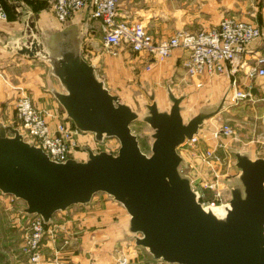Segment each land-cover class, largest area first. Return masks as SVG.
Returning <instances> with one entry per match:
<instances>
[{
    "label": "water",
    "instance_id": "water-1",
    "mask_svg": "<svg viewBox=\"0 0 264 264\" xmlns=\"http://www.w3.org/2000/svg\"><path fill=\"white\" fill-rule=\"evenodd\" d=\"M18 15L23 29L0 42L7 56L38 60L49 66L62 92L49 93L73 128L97 143L118 141L117 154L82 147L85 161L56 162L17 128L0 122V194L21 201L19 213L38 216L44 225L73 206L87 205L105 194L128 215L126 238L166 264H264V158L231 151L238 175L226 181L231 199L215 216L197 201L189 164L178 153L199 135L204 122L224 111L231 87L213 106L188 120L182 116L186 96H175L166 84L168 111L158 107L155 92L139 87L150 104L139 115L106 88L95 65L83 57L82 40L88 11L50 33L36 36L47 24L35 25L27 10ZM44 29V30H43ZM141 121L152 131L150 155L141 152L130 126Z\"/></svg>",
    "mask_w": 264,
    "mask_h": 264
},
{
    "label": "rangeland",
    "instance_id": "rangeland-1",
    "mask_svg": "<svg viewBox=\"0 0 264 264\" xmlns=\"http://www.w3.org/2000/svg\"><path fill=\"white\" fill-rule=\"evenodd\" d=\"M16 0H3V5H7L10 9L13 8V4L15 5ZM18 1V0H17ZM20 2H17L18 6L16 8L18 11L23 12L25 9L29 7V9H33L37 11L36 18L39 17L41 21L48 25V27L45 28L44 32H39L37 34V38L40 41H45V38H48L50 33H52L55 30H61L65 27V24H60L50 7L47 6L44 2L41 0H19ZM24 2V5L21 4V2ZM218 4L217 12L216 13H210L209 10L211 8V4L214 5V2ZM201 0L199 3L197 0H187L186 5H188L190 8L186 11V14L188 16H196L193 20L197 22L199 18L201 19H209V17H215L214 24H218L222 18L229 15L232 16L233 14H230L231 12H226L227 5H225L227 2L230 3V0ZM238 2L246 3L243 5H246V11L249 12L250 10H253V7H257L260 5L258 0H237ZM121 0L118 1V6L120 4ZM171 2V4H170ZM179 0H147L142 2V5L144 8H149L148 12L145 13V15H135L138 21L139 19H145L147 24H151L153 27H161L164 26L167 27L168 22H172L170 19L173 15L168 14L165 9V5L167 6V3L169 5L174 4L176 8L179 6L178 3ZM31 3V4H30ZM42 5L43 8H41ZM236 4V3H234ZM214 7H212L213 9ZM231 8V7H230ZM248 8V9H247ZM41 9V10H40ZM215 9V8H214ZM232 9V8H231ZM230 9V10H231ZM13 10V9H12ZM28 10V9H27ZM40 10V11H39ZM233 10V9H232ZM29 11V10H28ZM209 12V13H204ZM31 18H34V13H29ZM128 16V15H127ZM185 16V15H183ZM124 21H133L132 19H122ZM139 22V21H138ZM145 24V23H144ZM84 28V27H83ZM203 26L201 23H194L191 26H183L179 28V30H186V31H196L202 29ZM169 29V27L167 28ZM83 40H82V49H83V55L85 60L96 66L97 68V74L99 78L105 83L106 87L109 89V91L112 93V95L117 96L120 101L126 105H128L133 111L138 113L140 116L144 114L146 111L144 108L145 104H150V101L148 100L147 96L141 91L138 86H142L144 88H148L149 90L151 88L157 89V92L155 94V98L157 103L159 104L160 109H167L168 103L166 100V94H165V88L164 86L157 85L152 86L151 83L148 81L149 71L146 70L144 67H140L139 65H131L128 63L129 57L123 56V51L126 50H114L117 52L115 55L113 54V51L109 48H106L103 44V39L99 33L91 34V36H85V31ZM48 35V37H47ZM88 38L87 41H85V38ZM185 83V82H184ZM187 84H190V82H187ZM183 85V84H182ZM181 86L180 88L175 87L173 88L175 91V96H180L181 94H185L188 96V99L184 102V104H195V106H189L188 111L194 112L192 114H195L198 110L199 104H205L209 102L210 99H208L209 92H206V90H197L198 88L194 85L193 87L186 88ZM224 89V88H223ZM223 89H216L213 91L210 95L211 102L215 103L218 99V97L221 95V93L224 92ZM147 90V89H146ZM147 90L148 92H150ZM185 90V91H184ZM219 90L221 92H219ZM206 94V95H205ZM28 98H31L30 95H25ZM56 108H58L57 113L58 116H61V112L63 111L62 108L56 104ZM61 111V112H60ZM56 113V114H57ZM60 113V114H59ZM63 113V112H62ZM190 114L188 112L184 113V117H188ZM218 120V122H217ZM64 122L68 123V126L73 128V125L68 121L64 119ZM218 124H223L225 126H229L232 133L228 137H222L218 141V146H221L217 149L219 152V156L223 160V167L222 169H225L226 167H229L228 174L230 175L229 178H220V182L224 185V188H228L226 181L228 179H232L236 176L234 174H237L238 170L234 168L233 164L235 162L234 157L231 155L230 150L232 151H242V152H249L252 157H262L264 156V126L262 125V121L258 120L257 117L251 113V111L243 110L241 112H232V113H222L219 115H216L215 117H212L210 119H207L203 128L200 130L201 139L198 144L194 146V150L198 155L202 153L208 146H210V142L208 138H210V130L213 129L214 126ZM19 127V124L15 125V128ZM18 129V128H17ZM131 132L133 135L136 136L138 140V144L140 147V150L142 153L146 155H150V147L152 144L151 134L152 131L149 129V127L142 123L141 121H136L130 126ZM78 142H79V149H77L73 156L75 158L73 159H81L86 160L87 155L84 151H82V147H87L93 151L97 152H106L110 154H117V150L119 148L118 141L111 139V140H105L102 143H97L94 140V136L91 134H82L77 136ZM213 146V145H212ZM185 147V146H184ZM186 148H183L181 152L184 153L183 157L187 161H191L193 165H196V162L194 163L192 156L190 154L185 153ZM217 152V153H218ZM198 161V160H196ZM224 162L226 165H224ZM191 163V164H192ZM232 166V167H231ZM201 168V167H200ZM195 169V168H194ZM192 171V173L195 175L197 172L196 170ZM221 169V170H222ZM198 170V169H197ZM202 174L206 176V173H204V170L201 168ZM188 172V171H187ZM234 172V173H231ZM227 171L223 172L221 171V175L226 174ZM199 173L198 178L202 175ZM232 174V175H231ZM190 175V174H189ZM191 176V175H190ZM222 188L223 190H225ZM229 189V188H228ZM212 198L211 194L208 192H204V202L210 201ZM110 202V203H108ZM24 206V204L21 201L15 200L12 197L3 196L0 194V264H52L55 262V259H59L60 255L55 253V247L59 248L57 252H63L66 247H76L77 250L74 253H81V250H85L82 245V238L83 236L89 234H95L99 231L104 234L106 233V230H108L111 235H105L104 237H100L102 240L100 243L102 244H109L110 246H107L106 248V254L116 253V251L125 252L126 254L134 255V259L130 262V264H166L160 260L153 259L148 252L141 248V247H132L129 246L131 244H134L132 240H127L126 238V226H127V219L128 215L124 208L114 201L110 200L107 195L105 194H96L93 197L92 202L89 206H77L72 207L70 211L65 213L63 218V223H67V221H70L69 224L67 223L68 227H61L60 229L55 228L54 224L45 225V233L43 234L42 240L40 242L39 249L36 251H32L30 254L27 252V247L25 245L26 243V237L30 232V222L35 219L36 216H26L19 213L20 209ZM116 208L118 210V215H121V218L116 215V219L113 220V222L106 221L105 226L101 227L98 226L97 223H90L88 220L87 213L91 210L102 212L103 210H106V208ZM207 208H210L211 211L216 216H223L224 211L220 206H207ZM110 209V210H111ZM58 214V213H57ZM108 217V216H107ZM58 218V217H57ZM62 220V219H60ZM120 222L122 223L121 229L122 233L119 237L117 231L114 230V224L117 226V224ZM54 228V231L51 233L48 231V229ZM105 229V230H103ZM99 230V231H98ZM68 231V233H67ZM95 231V232H94ZM98 231V232H97ZM114 237L116 241V245H114ZM64 241L68 242L66 243V246L62 249V245ZM81 244V245H80ZM115 248V249H114ZM130 248V249H129ZM110 250V251H109ZM115 250V251H114ZM136 251L135 254H132L133 251ZM34 252H36L35 258H37V261H32ZM39 255V257L37 256ZM66 258V257H64ZM61 258V259H64ZM72 264H79V262H71Z\"/></svg>",
    "mask_w": 264,
    "mask_h": 264
},
{
    "label": "built area",
    "instance_id": "built-area-1",
    "mask_svg": "<svg viewBox=\"0 0 264 264\" xmlns=\"http://www.w3.org/2000/svg\"><path fill=\"white\" fill-rule=\"evenodd\" d=\"M54 13L56 20L60 24H65L74 20L79 15L88 11L87 20L84 22L85 36L93 34L92 20L99 22V30L102 35L103 44L106 48L114 50H128L133 54H144L147 59L164 60L169 58L174 51L182 53L181 65L186 76L196 82V87L202 86V78L226 74L227 64H232L238 57L245 58V62L252 61L246 73L249 79L257 77L264 78V26L241 21L234 16L224 17L219 24L209 28H202L196 31L178 30L169 38L164 40L154 39L146 30L144 22H128L118 19L119 0H41ZM16 13L18 9L14 7ZM7 20V13L0 2V21ZM87 37L85 41H87ZM118 54V53H117ZM149 71V66L146 67ZM232 97L236 103L243 100H252L250 92H243L236 88V82L231 84ZM16 116L18 119L19 132L26 141H32L37 147L56 162H65L75 158L74 152L79 149L77 136L80 132L68 126L58 116L54 115V122L48 119L46 113L40 111L30 98L20 97L15 104ZM218 122V120H217ZM232 133L229 126L218 124L210 130V146L200 155L194 150V146L199 143L201 134L191 140L186 141L179 147L178 153L186 148L185 153L190 154L194 163L184 160L189 164V171L181 169V173L190 179L192 190L197 194V201L202 207L221 206L231 199V192L220 182L223 160L217 153L218 141L222 137H228ZM205 140V139H203ZM207 141V140H205ZM208 142V141H207ZM213 145V146H212ZM185 146V147H184ZM198 160V161H196ZM192 163V164H191ZM206 173L202 174L201 168ZM195 168V169H194ZM196 170L195 175L192 171ZM198 169V170H197ZM202 174L199 178L198 175ZM191 176H190V175ZM224 188L225 190H223ZM204 192L211 194L210 201L204 202ZM45 225L40 217L36 216L30 222V232L26 237L27 252L39 249ZM57 228L56 226H54ZM55 233L54 228L48 229ZM64 241L62 249L66 246ZM130 248L136 247L134 244ZM129 248V249H130ZM118 258L113 264H130L135 258L134 255L117 251ZM134 250L132 254H135ZM34 252L32 261H37ZM39 257V255H37ZM52 264H72L66 259H55Z\"/></svg>",
    "mask_w": 264,
    "mask_h": 264
},
{
    "label": "crops",
    "instance_id": "crops-1",
    "mask_svg": "<svg viewBox=\"0 0 264 264\" xmlns=\"http://www.w3.org/2000/svg\"><path fill=\"white\" fill-rule=\"evenodd\" d=\"M144 1H147V0H121L117 8L118 19L119 20L132 19L133 20L129 22H138V21L144 22L147 32L157 41L169 38L176 31H178L179 28L185 25L191 26L194 23H199V22L201 23L203 28H209L211 26L217 25L213 23L215 22L214 20L215 17H212V16L209 17V19L207 20L205 19L203 20L199 18L196 22L195 20H193L194 17L196 16H191V15L188 16L186 14V11L189 10L190 8L188 5H186L187 0H179L178 2L179 6L177 8L174 4L169 5V3H167V6L165 5V8H167L165 9L167 13L168 14L173 13L172 17L170 18L172 22L171 23L168 22L167 27L165 28L164 26L153 27L151 24H147L145 22L146 21L145 19H139L138 21H136L137 19L134 18L136 17L135 15H140V14L145 15V13L148 12L149 8H144L142 5V2ZM200 1L201 0H197L198 3ZM0 2L3 3V0H0ZM15 2H16L15 5L18 6L17 4L19 3L17 2H20V1L16 0ZM258 2H260L259 3L260 5H258L257 7H253V10H250L249 12H247L248 10L246 11V5H243L246 3L241 4L237 0H230L231 4H228V2L225 4L227 5L226 12H231L230 14H233L232 16H234L235 18L241 21L256 24L260 27H263L264 26V0H258ZM21 4L24 5V2L22 1ZM15 5L13 4V8H12L13 10L7 7L6 4L3 5L7 13V20L0 21V42H2V40H5L8 37H12V38L18 37L23 29L22 20L18 15L20 11L16 13V11L14 10V7H16ZM39 6L43 8L42 5L39 4ZM210 6L211 8L209 12L216 13L217 8H218V4L216 3V1L214 2V5L211 4ZM29 7L28 8L25 7L26 10L27 9L29 10V11L27 10L28 15L29 13H32V12L35 15L31 21L34 22L35 25H42L43 22L41 21V19H39V17L36 18L37 11L33 9L30 10ZM212 7H214L215 9L214 8L212 9ZM209 12H204V13L207 14ZM91 23L94 27L93 34L99 33L101 35L100 30H99V22L96 20H92ZM168 27L169 29H167ZM6 54L7 53L1 47V44H0V122L5 124L6 126H11L15 128V125L18 124V119H17L16 111H15V104L20 97L25 96V95H30L31 97L30 100L32 104H34L43 113H46V115L48 116V119L51 122H54L53 118L58 110V108H56L55 105L58 103L53 98V96L49 93V90L56 89L57 91L62 92V89L57 79H55L49 74V66L46 63H42L38 60L26 59V58L18 57V56L17 57L7 56ZM123 56L129 57L128 63L131 65H136V66L139 65L141 68L142 67L146 68L147 66H149V69H150L149 73L150 72L151 73L148 76V81L151 83L152 86H157L161 84L162 86H164L166 100H167L166 84L168 83H170L173 93H175L173 88L175 87L180 88L184 84H185L184 87L186 88H189V87L194 88V85L196 86V82L193 80H190L186 76L185 71L181 65L182 53L178 50L174 51L173 54L169 58L164 59L162 61L151 59V58L147 59L143 53L136 55V54L131 53L128 50L123 51ZM251 64H252V61L245 62V58L238 57L232 64H227L226 66L227 72L225 75L223 76L216 75V76H213L212 78L203 77L202 78L203 84L197 90L201 91L204 89L206 90V92H209L208 99L210 100L209 102L205 104H199L198 110L195 114H192L194 113L192 111L191 113L190 111H188L189 110L188 107L189 106L193 107L195 106V104H189V106L188 104H184V102L188 99V96L185 94H181L180 96L182 95L186 96L185 100L181 103V106L184 107V111H182L183 118L185 120H188L191 115H196L201 108L205 106L215 105L220 100L221 96L225 93V91L231 87V84L233 83V81H235L236 88L243 92H250L252 95V100H243V101H238L235 103L231 99L230 105L224 111L219 113L218 117L220 114L226 113V112L232 113L235 111L241 112L243 110H247V111H251V113L254 114L259 121L261 120L262 125L264 126V78H260V77H257L254 79L248 78L246 73L248 72L249 66ZM187 82H190V84H187ZM139 87H142V86H138V88ZM219 88L220 89L224 88L225 90L223 89L224 92L221 93L217 101L213 103L211 102L212 98L210 97V95H212L211 93L213 91ZM144 89L149 90L148 88H144ZM149 91H154L156 94L157 89L151 88ZM221 91L219 90V92ZM231 97H232V89H231ZM158 107H159V104H158ZM169 108H170V104H168L167 109H161V110L168 111ZM62 112H61L60 118L65 119V114L64 112L63 113ZM185 112H188V114L190 115L188 117H184ZM258 158H264V156L258 157ZM81 161H85V160H81ZM224 165H226L225 162H224ZM223 170L227 171V173L224 174L223 176L225 178H229L230 176L228 174V171H230L229 167L225 166V169H222L221 171L223 172ZM231 173H234V172H231ZM237 175L238 173L234 174V176H237ZM92 200L90 201V203L92 202ZM90 203L87 205H81V206L83 207L89 206ZM73 207H77V206H73ZM71 208L63 212H58V214L56 213L54 215L52 219V223L57 227V229H60L61 227H64V226L66 227L67 223L69 224L70 221H67L66 224L63 223L62 217L65 215V213L70 211ZM110 209L111 208H106V210H103L102 212L91 210L90 212L87 213L86 217L88 218L90 223H94V224L97 223L98 226L104 227L106 225L105 224L106 221L113 222V220L116 219V215H118L119 211L116 210V208L113 207L111 210ZM118 217L121 218V215L119 214ZM126 221L128 223V219ZM115 224H114L113 231L115 232L116 230L120 237L122 233V229H121L122 223L119 220V223L117 224V226ZM68 227H71V226H67V229ZM105 235L108 236V235H111V233L108 230H106V233L104 234H102L99 231L98 233H95V234H91V235L87 234L83 236L81 242L85 250H81V253L80 252L74 253L77 250L76 247H73V248L66 247L63 252H57L59 250V248H56L57 246L55 247V253L60 255V258L66 257L64 259H66L67 261L69 262L77 261L79 262V264H113L116 262L118 258V253L117 251L116 253H112L113 250H111V254H106L105 250L107 246H110V243L109 244L100 243L102 241L100 240L101 239L100 237L102 236L104 237ZM113 243H114L113 245L114 247L116 245L115 237H114Z\"/></svg>",
    "mask_w": 264,
    "mask_h": 264
},
{
    "label": "bare ground",
    "instance_id": "bare-ground-1",
    "mask_svg": "<svg viewBox=\"0 0 264 264\" xmlns=\"http://www.w3.org/2000/svg\"><path fill=\"white\" fill-rule=\"evenodd\" d=\"M221 207V206H220ZM206 210H209V211H211V209L210 208H207V207H204ZM224 211V210H223ZM212 212V211H211ZM213 213V212H212ZM214 214V213H213ZM215 215V214H214ZM216 216V215H215ZM217 217H219V216H217Z\"/></svg>",
    "mask_w": 264,
    "mask_h": 264
}]
</instances>
